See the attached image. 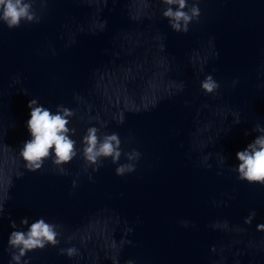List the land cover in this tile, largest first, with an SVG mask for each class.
<instances>
[{
  "label": "clouds",
  "instance_id": "1",
  "mask_svg": "<svg viewBox=\"0 0 264 264\" xmlns=\"http://www.w3.org/2000/svg\"><path fill=\"white\" fill-rule=\"evenodd\" d=\"M198 2L199 0H196L191 8L185 11L188 8L187 0H162V3L168 6L163 11V16L169 20L174 31L187 33L189 23L199 19ZM173 5L177 6L175 10ZM22 20L29 23L39 22V18L33 10V0H0V21H3L9 29H13L19 27ZM201 88L205 93L211 94L219 88V84L212 75H207L201 82ZM28 107L31 111L27 128L31 139L26 141L20 150L25 168L33 172L40 170L44 161L51 157L52 163L59 168L61 174L66 175L63 165L72 161L77 155L76 141L70 138V133L74 135L75 129L68 127L69 118L74 115V112L63 106H57V111L54 114L50 109L39 105L36 99H32ZM118 122L123 123L122 116ZM239 122L237 118L235 123ZM254 131L260 134L244 150L237 152L239 165L235 171L239 174V180L264 185V127L257 124ZM98 132V128L90 127L83 137L82 151L86 164L98 167L101 158L109 157L113 163L118 162L122 154L118 134H105L101 138ZM139 155L133 150L127 158L129 160L138 159ZM223 160L222 157V163ZM94 170L96 169L94 168ZM134 170V165L124 164L116 168V174L122 176L126 172ZM73 187H75V181H73ZM2 211L3 205L0 204V212ZM255 215L256 213L253 211L246 218L245 223L250 224ZM20 224L29 225L28 218H23ZM10 227L16 229L15 221H10ZM57 227V225L47 223L43 218H40L31 223L27 231H12L8 244L9 248L15 251L11 252L10 264H21L22 258L29 251L44 249L46 245L57 246L59 244ZM261 229H264V224L257 225V230ZM75 251L74 248H69L66 250V254L71 257ZM63 252L64 250H62V254ZM23 264H28V261L24 260ZM128 264H132V262L129 261Z\"/></svg>",
  "mask_w": 264,
  "mask_h": 264
}]
</instances>
